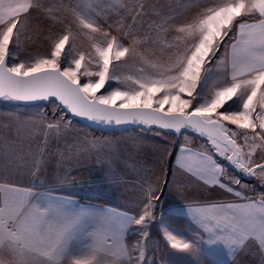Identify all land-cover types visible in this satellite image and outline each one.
I'll list each match as a JSON object with an SVG mask.
<instances>
[{
    "label": "snow or ice",
    "instance_id": "snow-or-ice-1",
    "mask_svg": "<svg viewBox=\"0 0 264 264\" xmlns=\"http://www.w3.org/2000/svg\"><path fill=\"white\" fill-rule=\"evenodd\" d=\"M0 101L4 166L29 177L0 182V264H264V0H0ZM79 120L135 135L81 140ZM93 153L127 154L123 204L37 183ZM173 155L201 196L166 210Z\"/></svg>",
    "mask_w": 264,
    "mask_h": 264
},
{
    "label": "rangeland",
    "instance_id": "rangeland-1",
    "mask_svg": "<svg viewBox=\"0 0 264 264\" xmlns=\"http://www.w3.org/2000/svg\"><path fill=\"white\" fill-rule=\"evenodd\" d=\"M24 110H25L24 108L22 107L20 108V111H24ZM28 110L31 111V109H28ZM12 111H15V107L13 105L0 101V124L7 122L5 120V116L7 113L12 112ZM75 132L93 133V132H100V131L92 130L78 122V123H75ZM147 135L151 136L152 134L149 133ZM88 137L91 138L92 136L88 135ZM168 139L169 141H171L170 150H173L174 148H176V151H178L179 146L176 143V141L179 140L182 142L183 138L179 137L177 140H175V137L170 135ZM69 140L71 141V139ZM152 143H153L152 140H146L144 141V147L147 145H152ZM195 143H199V141L197 140ZM28 147L29 145L26 140L23 143L18 142L16 145V148L18 150L20 149L23 150L21 152V155L25 156L26 160L29 159L26 155ZM2 148H3V145L0 144V149ZM82 157H83V160L67 161L56 171H52L51 169L46 170L44 175L40 177L37 183L53 182V183H50L49 186L55 187V188H61V187H70L71 182L75 181V188H71V190L77 193V198L81 199L83 203L89 202L95 198H101L99 196L111 198L114 192L118 193L116 189V186L118 184H113L112 176L116 173V170H118L119 167H122V163L117 162V159L108 161L103 156H100L98 158L94 153L91 155L84 154L82 155ZM167 160H168V157L165 160V165L167 163ZM20 163H23V161H21ZM126 164H127L126 162L123 163L124 166ZM165 165H164V174H165L164 178L168 180L171 172L168 178H166ZM171 170H172V166H171ZM124 171L126 173H129L131 177L134 176V174L131 171H129V168L124 169ZM65 176H67V181H68L67 185L62 183L63 178ZM0 180L14 181L20 184H27L29 177H27L26 170H24L23 168L17 169L15 166H12V165L5 167L4 161L2 159V152H0ZM253 183H255V181H253ZM119 185H122V184H119ZM118 191L123 192L126 190H123L122 188H120ZM121 195L124 198L129 197L128 195H126V193H122ZM102 199H105V198H102ZM91 203L92 204L96 203V205H99V202L91 201Z\"/></svg>",
    "mask_w": 264,
    "mask_h": 264
},
{
    "label": "crops",
    "instance_id": "crops-1",
    "mask_svg": "<svg viewBox=\"0 0 264 264\" xmlns=\"http://www.w3.org/2000/svg\"><path fill=\"white\" fill-rule=\"evenodd\" d=\"M78 133H79V139H81V140L84 138L85 134H87V135H90V136H97V137L104 136V137L114 138V139L119 140L121 144L126 143L129 140L130 137L135 135V133H131V132H112V133L78 132ZM168 137H167V139H168ZM69 139H72L71 135H70ZM152 141H153L152 145L145 146L143 148V151L141 152L140 155L142 157H146L147 166L155 167V170L157 172H159L160 171V167L156 163L158 158H157L156 155L153 154V147H154V145H156L158 143V141L157 140H152ZM169 148H170V144H169ZM166 158H165V160H166ZM133 159H135V157H133ZM71 160H83V157L79 156L78 158H73ZM117 162L122 163V167H119L118 170H116V173L112 176V181H113V184H118L116 186V189H117L118 193L114 192L112 194L111 198L110 197L99 196L101 198H105L108 201L107 203H99V205L116 206V205H119V204H123L127 198L122 197L121 194L122 193H126V195H128L129 197H131V195H132V192L130 190H128V188H126L125 184L123 183V181L125 179H129L130 180V179L133 178V177H131V175L129 173H126L124 171V169H128L129 168L127 154H125L124 156H121L120 158H117ZM125 162L127 164L124 166L123 163H125ZM173 163H174V161H173ZM164 165H165V163H164ZM173 171H174V169L172 168L170 177L167 180L168 181V187H166L164 189V196L162 197V201H161L163 207L166 210H169V209L175 210L178 207H180V206H182L184 204H187L189 202H192V201L196 200L198 197L201 196V192H200V190L198 188L190 186L189 179H188L187 176H185L184 174H182L180 172H176L175 177H173V175H172ZM173 180H175V183H173ZM0 182H3V181L0 180ZM244 182L253 183V181L249 182L247 179H245ZM119 184H122V185H119ZM120 188H122L123 190H126V191H123V192L118 191ZM226 199H231V197H226ZM86 203H91V201L86 202ZM94 204H96V203H94ZM167 214H173V215H177V216L183 217L182 215L175 214L172 211L167 212ZM186 227H187V221L185 220V225L182 228L178 229V230L183 231L184 228H186ZM188 235L190 236L191 234L188 233ZM167 251H170V250H167Z\"/></svg>",
    "mask_w": 264,
    "mask_h": 264
},
{
    "label": "trees",
    "instance_id": "trees-1",
    "mask_svg": "<svg viewBox=\"0 0 264 264\" xmlns=\"http://www.w3.org/2000/svg\"><path fill=\"white\" fill-rule=\"evenodd\" d=\"M172 151H173V153H175L176 148H174ZM173 159H174V155L172 157H168L167 163L165 165L166 178H168V176H169V174L171 172V166H172V163H173ZM91 201L99 202V203H106L107 202L106 199H102V198H97V199L95 198V199H92ZM168 215H173V214H168ZM169 223L172 224L173 227H175L177 229H180V228H182L185 225V220H184L183 217L175 215V221H169ZM160 247L164 251L168 250V249L165 248L164 243H163L162 240L160 242Z\"/></svg>",
    "mask_w": 264,
    "mask_h": 264
},
{
    "label": "water",
    "instance_id": "water-1",
    "mask_svg": "<svg viewBox=\"0 0 264 264\" xmlns=\"http://www.w3.org/2000/svg\"><path fill=\"white\" fill-rule=\"evenodd\" d=\"M79 123L80 124H82V125H84V126H86V127H88V128H90V129H92V130H95V131H97L96 129H97V126L96 125H90L89 124V122L88 121H84V120H79ZM103 132H105V133H111V132H113V131H103ZM114 132H123L122 130H120V129H117V130H115ZM175 137V140H177L179 137H176V136H174Z\"/></svg>",
    "mask_w": 264,
    "mask_h": 264
}]
</instances>
